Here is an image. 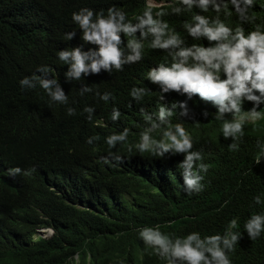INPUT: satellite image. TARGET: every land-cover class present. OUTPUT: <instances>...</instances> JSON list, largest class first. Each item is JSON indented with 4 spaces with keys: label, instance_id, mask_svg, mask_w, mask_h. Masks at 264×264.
Returning <instances> with one entry per match:
<instances>
[{
    "label": "trees",
    "instance_id": "trees-1",
    "mask_svg": "<svg viewBox=\"0 0 264 264\" xmlns=\"http://www.w3.org/2000/svg\"><path fill=\"white\" fill-rule=\"evenodd\" d=\"M170 1L151 8L153 15L164 13L159 18L169 27H182L199 12L172 13L179 4ZM114 6L134 24L135 16L148 9L144 0H0V264H166L151 248L146 250L139 229L159 225L173 237L198 232L204 238L224 235L233 219L237 227L232 231L241 237L227 253L231 264H264V232L252 240L244 229L251 215L264 214V204L254 202L257 195L264 200V159L254 163L257 142L264 143V118L245 123L243 136L235 141L239 148L233 151V138L223 137V121L215 119L217 105L206 107L188 94L165 92L148 79V66H167L160 51H146L140 61L123 64L121 70L110 67L82 73L78 80L68 77L69 65L57 54L97 48L83 41L72 14L89 8L107 16ZM249 15L254 22L225 13L221 19L232 28L243 26L246 34L256 25L264 31V0H256ZM72 31L73 38L65 39ZM199 40L203 47L215 44ZM123 50L124 56L130 52ZM25 77L35 87H22ZM53 79L68 97L66 104L52 101L39 87V80ZM133 88L144 89V94L131 96ZM105 93L110 94L107 101L101 98ZM161 107L171 113L166 122L159 120ZM241 107L243 112L254 107L264 112V103L257 106L243 98ZM69 109L74 113L69 115ZM114 109L120 113L116 120ZM155 111L161 127L152 133L154 138L176 123L191 135V151L202 155L196 163L208 166L200 173V192L184 183L179 167L184 154L160 158L138 151L140 133L150 128L140 121ZM233 118V113L223 114V120ZM125 129L126 141L109 148L106 138ZM94 137L99 139L88 144ZM110 151L124 162L103 163ZM15 167L35 171L13 177L9 170ZM55 171L70 179L52 190L49 176ZM42 228L53 234L38 236Z\"/></svg>",
    "mask_w": 264,
    "mask_h": 264
},
{
    "label": "clouds",
    "instance_id": "clouds-1",
    "mask_svg": "<svg viewBox=\"0 0 264 264\" xmlns=\"http://www.w3.org/2000/svg\"><path fill=\"white\" fill-rule=\"evenodd\" d=\"M144 1L148 9L135 16L138 21L135 24L134 20L127 19V14L115 6L108 9L107 16L103 11L95 13L89 8L74 12L72 22L82 33L83 41L96 45L97 48L89 53L82 52L80 48L59 52L58 59L69 65L68 77L78 80L82 73H98L101 69L108 70L110 67L121 70L123 64L140 61L142 53L145 54L146 51H160L167 66L162 65L158 69L153 64L148 66V79L165 92L188 94L206 107L212 103L217 105L218 114L215 119L223 121L222 135L225 138L232 137L234 142L230 148L233 151L238 150L239 144L235 141L243 136L245 123L248 120L258 121L264 118V112L257 111L256 107L249 112H243L241 107L242 98L255 102L257 106L264 103V31L261 30V25H256L255 30L246 34L243 26L229 27L221 19V14H235L242 22H254L255 17L250 16L249 11L256 0H176L179 6L172 7V13L199 10L192 15L191 22L183 23L182 27L175 23L169 27L167 22L159 18L164 13L153 15L151 11V8L168 6L170 0H153V3L152 0ZM209 11L215 15L209 17L201 14ZM75 34L76 31L66 33L65 39L71 40ZM201 37L215 44L203 47L199 40ZM123 48L130 50L127 56H124ZM41 70L48 71L47 68ZM20 84L22 87H35L28 77L22 79ZM39 87L52 101L61 104L68 102V97L55 79L39 80ZM143 94L144 89L133 88L130 92L135 98ZM109 96V93H105L101 98L107 101ZM160 105L165 106L164 102ZM68 112L71 115L74 110L69 109ZM229 112L233 113L234 118L231 121L223 120V114ZM156 113L155 111L154 115L151 114L146 119L143 116L140 121L144 127L150 128L140 133L136 145L138 151L148 152L160 158L166 153L184 154L185 158L179 165L184 170V183L189 190L200 192L203 187V177L200 173L206 172L208 166L196 163L202 160V155L198 151H191V135L182 123H176L174 127L164 128L159 139L154 138L152 133L161 127L155 123L158 115L161 122H166V118L171 115L163 107L159 109L158 115ZM119 116L120 113L114 109L112 119L116 120ZM128 135L129 130L125 129L108 136L106 143L109 148H115L117 144L126 141ZM93 139L99 137L89 138L87 143L92 144ZM257 148L259 151L254 163L259 164L261 159H264V143L257 142ZM102 162L115 166L123 163L124 157L110 151L107 156L102 157ZM34 171L35 169L25 171L20 167L9 170L13 177L21 173L30 176ZM61 175V171H55L49 176L50 189L66 186L62 181L69 180L70 177L61 178ZM254 202L257 205L264 204L260 195L254 197ZM236 227L237 220L233 219L224 235L201 238L198 232L189 233L185 237H173L161 232L160 226L157 225L139 229V236L146 250L151 248L166 264H231L227 253L234 250L241 237V233L232 231ZM244 229L250 239H257L264 232V214L251 215L244 224ZM37 234L46 238L51 236L53 231L50 228H42L37 230ZM77 258L78 255H75V259Z\"/></svg>",
    "mask_w": 264,
    "mask_h": 264
},
{
    "label": "rangeland",
    "instance_id": "rangeland-1",
    "mask_svg": "<svg viewBox=\"0 0 264 264\" xmlns=\"http://www.w3.org/2000/svg\"><path fill=\"white\" fill-rule=\"evenodd\" d=\"M148 2H149V0H148ZM152 3H153V0H152Z\"/></svg>",
    "mask_w": 264,
    "mask_h": 264
}]
</instances>
